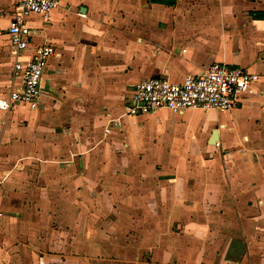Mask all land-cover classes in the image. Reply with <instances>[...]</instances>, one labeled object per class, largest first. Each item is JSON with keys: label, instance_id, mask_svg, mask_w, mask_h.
Listing matches in <instances>:
<instances>
[{"label": "crops", "instance_id": "crops-1", "mask_svg": "<svg viewBox=\"0 0 264 264\" xmlns=\"http://www.w3.org/2000/svg\"><path fill=\"white\" fill-rule=\"evenodd\" d=\"M16 2L0 0L8 20ZM142 2L62 0L49 21L28 20L27 53L50 42L55 54L39 107H16L0 132V264H264V0L150 2V18L124 27L122 14L143 15ZM213 61L259 79L229 110H207L218 120H201L202 139L167 128L184 115L188 128L201 109L124 116L106 134L109 116L108 142L98 139L100 120L86 111L122 100L123 112L139 80L179 81ZM42 115L75 143L42 138ZM24 117L29 125L12 130ZM214 128L218 145L208 143Z\"/></svg>", "mask_w": 264, "mask_h": 264}, {"label": "built area", "instance_id": "built-area-1", "mask_svg": "<svg viewBox=\"0 0 264 264\" xmlns=\"http://www.w3.org/2000/svg\"><path fill=\"white\" fill-rule=\"evenodd\" d=\"M62 0H17L6 27L9 54L12 63L4 90L0 91V132L6 130L9 113L18 106L34 111L42 96V80L48 58L55 54L50 42L30 48L32 35L29 17L37 15L42 22L50 20L51 11ZM259 76L245 68L213 61L195 74H187L179 81L166 76L139 80L125 97L120 116L110 118L104 127L106 134L121 128L124 116L166 109L183 113L189 109L227 111L235 105L241 94L255 92ZM216 145L219 142H215ZM1 214V212H0Z\"/></svg>", "mask_w": 264, "mask_h": 264}, {"label": "rangeland", "instance_id": "rangeland-1", "mask_svg": "<svg viewBox=\"0 0 264 264\" xmlns=\"http://www.w3.org/2000/svg\"><path fill=\"white\" fill-rule=\"evenodd\" d=\"M150 2H151L150 0H147V2L143 0V2L141 4V7L143 8V12H144L143 15H139L138 13L137 14H135V13L122 14L121 19H123L122 22L125 23L124 27L130 25V23H132L134 25L139 24L140 22H143V19L150 18L151 14L145 15L147 13H150L149 8H147L151 5ZM187 5H191V4L187 3ZM0 12H1V10H0ZM5 17L6 16L4 14L0 13V91L4 90L3 86L5 85V80L8 78V72L10 70V64L12 61L10 54H9V50H8V40H7L6 35H5L6 34V27L8 26L9 20H8V18H5ZM29 19L31 22H35L34 26L38 27L39 24L41 23L39 16H32V17H29ZM108 22H109V24L103 23V25L105 27H107V32H109L111 30V27L113 24L112 22H110V20ZM42 33H43V30L40 28H37L35 31L36 35L34 38L36 40H39L40 37H43ZM138 77L139 76L136 75L135 76L136 79H133V80H137ZM141 78H139V79H141ZM62 97L64 99H66L65 96H62ZM75 102L76 101H74L73 104H70L69 107L73 108V110H77L80 112L81 109H83V107L74 106L75 107L74 108L73 105ZM122 103H123V101L121 100V106L118 107L117 111H111V110L108 111L109 109H105V110L101 109V111H97V112L96 111H93V112L92 111H86L90 115L97 116L98 119L100 120V122L98 121L96 123L97 124L96 128L99 130V134H100V135H98L99 140H101V141L103 140V142H105V143L108 142L105 139L103 132H102V127H101L102 119L105 118L104 120L106 121V119L109 118V116L114 117V116L119 115L122 112V110H121ZM26 110L28 111V113L31 111V110H28L27 108H26ZM31 112H34V111H31ZM186 116L187 115H184L183 117H181L179 119H175V117L172 116L170 121H168V123H167L168 127L167 128H171V134L174 133V135H173L174 138L180 137L183 139L185 138L187 140H190L192 137L195 136L198 139H202L205 135L204 134L205 132L203 133V131L201 130V122H202L201 120L212 121L214 123H217V120H218V115H216L213 111L212 112L207 111L206 113H202V114L198 113L195 120L187 128L186 123L189 120V118ZM220 119H223V117H220ZM39 120H40V126H38L35 130L37 132L41 133L42 138H44V139H52L53 138V141H56V145H58L59 148H61V146H63V147L70 146L72 144V142L75 143V139H73L74 135H72V137H71V135H69V134L64 135V134L55 133V131L58 129H65V125H63V123L58 118H54V120H44V117L42 115L41 117H39ZM28 121H30V119H27L25 117L23 119L22 118L18 119V120L15 119V120H12V122H10V127L12 130H14L15 128L27 127L29 125ZM124 121L128 122L129 118L125 117ZM174 124L180 125V127L178 128L177 131H175L176 129L173 128ZM51 132H52L51 135H47ZM13 137L15 139L18 138L17 132L15 133V131H14ZM75 149H76V147H75Z\"/></svg>", "mask_w": 264, "mask_h": 264}, {"label": "water", "instance_id": "water-1", "mask_svg": "<svg viewBox=\"0 0 264 264\" xmlns=\"http://www.w3.org/2000/svg\"><path fill=\"white\" fill-rule=\"evenodd\" d=\"M81 11H85V7H82V10ZM216 140H218V129L217 128H214L212 131H211V136L208 140V143L209 144H215Z\"/></svg>", "mask_w": 264, "mask_h": 264}, {"label": "trees", "instance_id": "trees-1", "mask_svg": "<svg viewBox=\"0 0 264 264\" xmlns=\"http://www.w3.org/2000/svg\"><path fill=\"white\" fill-rule=\"evenodd\" d=\"M150 1L155 3H162L165 5H173L176 0H150Z\"/></svg>", "mask_w": 264, "mask_h": 264}]
</instances>
